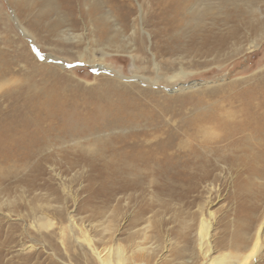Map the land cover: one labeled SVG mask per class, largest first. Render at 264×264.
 <instances>
[{
  "label": "bare ground",
  "instance_id": "obj_1",
  "mask_svg": "<svg viewBox=\"0 0 264 264\" xmlns=\"http://www.w3.org/2000/svg\"><path fill=\"white\" fill-rule=\"evenodd\" d=\"M8 1L31 36L48 46L62 42L60 50L55 49L59 53H70L64 43L82 50L86 42L79 55L83 59L88 42L97 40L116 52L99 57L98 67L108 71L103 61L113 55L117 61L130 59V70L126 75V64L119 71L111 68L116 78L100 76L95 85L84 89L71 75L26 69L23 87L0 94V183L18 178L15 167L45 159L44 152L53 145L71 142L70 148L83 155L91 153L79 161L94 163L107 181L121 182L124 190L159 181L164 187L159 189L172 194V184L204 183L210 180L208 169L219 165L264 174V73L252 78L257 83L237 100L225 97L219 88H204L203 83H180L193 59L221 54L240 44L246 30L257 27L256 8L264 0H141L140 27L126 0ZM255 47L252 42L246 50ZM14 59L0 49V84L15 83ZM88 61L92 64L94 59ZM33 168L24 180L39 169L38 165ZM201 208L193 229L196 259L202 264H248L259 244L260 228L249 239L234 234L229 243L213 245L208 236L210 221ZM38 222L41 227L49 225L46 217ZM73 225L70 219V232ZM57 227L62 235L61 226ZM81 234L77 242L87 246L98 264H148L143 254L141 260L128 259L119 246L99 250ZM179 238L190 246L189 234L181 233ZM4 245L1 241L0 264H14L11 259L2 261ZM227 248L240 252L213 256Z\"/></svg>",
  "mask_w": 264,
  "mask_h": 264
},
{
  "label": "rangeland",
  "instance_id": "obj_2",
  "mask_svg": "<svg viewBox=\"0 0 264 264\" xmlns=\"http://www.w3.org/2000/svg\"><path fill=\"white\" fill-rule=\"evenodd\" d=\"M126 3L134 10L133 19L140 27L138 5L141 0H126ZM256 9L257 27L251 32L246 30L248 34L240 37V44L221 54L193 59L190 67L185 66L188 74L180 83H203L204 88H219L225 97L234 99L240 97L248 86L255 85L257 79H253L264 73V3ZM140 35L144 36L146 32L140 31ZM252 42L257 47L246 50ZM88 43L83 59H79V55L86 42L82 43V50L64 43L66 53H70H59L55 49L60 50L62 42H58L61 46L56 43L48 46L31 36L23 21L16 18L12 4L0 0V49L6 56L13 54L15 57L12 75L15 83L0 84V94L23 87L26 69L45 68L61 75H71L75 84L84 89L95 85L96 80L102 78L100 76L116 78L111 71H119L121 64L127 65L125 73L129 74L130 63L127 62L130 59L117 61L113 55L106 56L103 61V65L110 67L108 71L98 67L99 57L116 52L97 40ZM51 53L55 57H51ZM92 59L94 62L90 64L88 60ZM245 79L249 81L245 82ZM232 83L235 88L230 87ZM234 105L238 107L237 102ZM69 144L53 145L44 152L45 159L34 160L27 167H15L18 178L0 183V242L7 243L2 248L4 263L11 259L14 264H98L88 253L87 246L76 240L81 239L83 233L99 250L123 248L128 259L135 256L141 260L143 254L148 264H202L195 256L198 251L193 229L197 226L198 211L204 207L210 221L208 236L213 245L222 241L229 243L234 234L249 239L260 228L259 244L248 264H264V174H248L243 168L219 165L208 169V182L193 186L176 182V186L172 184L176 191L172 190V194L160 190L163 184L159 181L124 190L121 182L112 184L111 180L107 181L101 168L94 163L91 166L84 160L79 161L91 153L84 151L86 155H83L80 150L69 147L72 142ZM72 161L76 164H71ZM36 165L39 169L30 179L24 180L26 173ZM250 196L254 199L251 200ZM208 212L212 215L210 218ZM45 217L49 225L39 226L38 221ZM70 219L74 224L71 232L68 229ZM57 225L61 226L62 235ZM181 233L189 234L190 246L179 238ZM244 240L239 245L242 246ZM137 247L143 248L144 252L136 250ZM231 252L237 254L240 251L227 248L215 251L213 256ZM179 253L182 258L177 257Z\"/></svg>",
  "mask_w": 264,
  "mask_h": 264
}]
</instances>
